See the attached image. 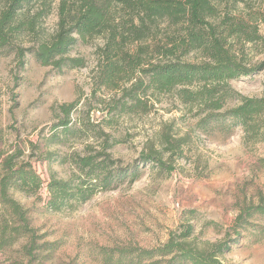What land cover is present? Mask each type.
Instances as JSON below:
<instances>
[{"label": "trees", "instance_id": "1", "mask_svg": "<svg viewBox=\"0 0 264 264\" xmlns=\"http://www.w3.org/2000/svg\"><path fill=\"white\" fill-rule=\"evenodd\" d=\"M0 0V55L10 56L22 69L27 58L55 72L86 67L81 56H72L75 45L94 46L95 65L91 71L92 93L108 91L107 113H145L152 100L172 95L194 119L193 129L210 135L230 136L240 128L250 139L264 144V98H246L229 82L254 75L245 63L243 43L263 37L264 13L246 12L236 0ZM242 2V0H239ZM55 10L56 23L48 31L43 23ZM240 45V46H238ZM264 66V64L262 65ZM76 102L59 107L58 122L50 128L74 135L70 114ZM110 126L111 117L101 120ZM108 138V134L99 133ZM180 141V142H179ZM166 150L179 147L181 139H164ZM104 141L99 151L87 147L83 156L72 157L74 173L67 180L51 176L45 208L58 212L98 191L116 188L136 177V169H114V160ZM31 143L6 144L0 137V253L13 251L27 264L49 258L55 243L34 227L31 210L14 194L34 196L41 180L25 158ZM89 150V151H88ZM174 152V151H173ZM142 162L165 165L155 155ZM264 170V157L257 160ZM172 168L170 167L169 170ZM76 174V175H75ZM254 215L264 218V197L240 210L231 227L239 235L241 224ZM177 238L152 249L120 251L116 257L103 255L105 264H224L220 258L231 249L230 240L191 247V225H184ZM264 234V227L259 228ZM230 238V234H226Z\"/></svg>", "mask_w": 264, "mask_h": 264}, {"label": "rangeland", "instance_id": "2", "mask_svg": "<svg viewBox=\"0 0 264 264\" xmlns=\"http://www.w3.org/2000/svg\"><path fill=\"white\" fill-rule=\"evenodd\" d=\"M236 1L245 19L246 12L264 13V0ZM55 23L54 10L43 26L51 31ZM256 26L262 39L239 41L246 65L256 72L229 84L241 96L259 99L264 98V26ZM99 43L75 45L71 55L83 57L86 67L59 73L30 57L18 69L12 57L0 55V137L6 144L31 142L37 147L26 148L25 158L42 182L34 196H13L31 210L34 227L46 234L45 241L56 246L48 259L32 264H105L103 255L159 247L177 238L184 225L192 226L188 242L193 248L232 241L220 258L224 264H264V234H259L264 218L254 215L237 229L239 235L231 232L240 210L264 197V170L257 167L264 144L240 128L225 137L196 131L192 114L172 95L152 100L145 113H107L110 93H92L93 51ZM74 102V135L58 130L50 141V128L61 117L59 107ZM110 117V126L102 123ZM167 138L172 145L181 139L174 152L166 150ZM104 141L112 145L107 152L114 169H136L135 179L95 192L73 209H46L51 176L69 179L72 157L85 155L87 147L99 151ZM147 155L159 157L165 167L142 162ZM15 249L0 253V264H27Z\"/></svg>", "mask_w": 264, "mask_h": 264}]
</instances>
